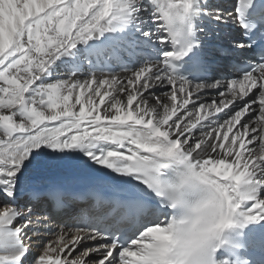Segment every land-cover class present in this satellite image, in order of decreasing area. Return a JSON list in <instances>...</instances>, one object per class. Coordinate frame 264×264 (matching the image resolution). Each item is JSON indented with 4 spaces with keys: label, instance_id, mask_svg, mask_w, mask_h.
I'll return each mask as SVG.
<instances>
[{
    "label": "snow or ice",
    "instance_id": "obj_1",
    "mask_svg": "<svg viewBox=\"0 0 264 264\" xmlns=\"http://www.w3.org/2000/svg\"><path fill=\"white\" fill-rule=\"evenodd\" d=\"M0 264H264V0H0Z\"/></svg>",
    "mask_w": 264,
    "mask_h": 264
},
{
    "label": "bare ground",
    "instance_id": "obj_2",
    "mask_svg": "<svg viewBox=\"0 0 264 264\" xmlns=\"http://www.w3.org/2000/svg\"><path fill=\"white\" fill-rule=\"evenodd\" d=\"M53 227L55 228V223H53ZM55 237V233L53 232V233H51V234H48V238L49 239H52V238H54Z\"/></svg>",
    "mask_w": 264,
    "mask_h": 264
}]
</instances>
